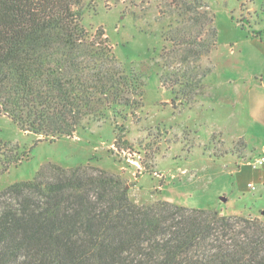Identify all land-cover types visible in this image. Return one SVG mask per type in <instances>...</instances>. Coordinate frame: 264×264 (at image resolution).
<instances>
[{"label":"rangeland","instance_id":"obj_1","mask_svg":"<svg viewBox=\"0 0 264 264\" xmlns=\"http://www.w3.org/2000/svg\"><path fill=\"white\" fill-rule=\"evenodd\" d=\"M76 8L89 37L104 31L142 91L123 118L110 114L71 138L34 136L0 114V191L53 166H82L121 178L138 205L264 222L259 186L234 174L264 156L252 150L264 145V128L250 116L249 92L264 84V0H80Z\"/></svg>","mask_w":264,"mask_h":264},{"label":"trees","instance_id":"obj_2","mask_svg":"<svg viewBox=\"0 0 264 264\" xmlns=\"http://www.w3.org/2000/svg\"><path fill=\"white\" fill-rule=\"evenodd\" d=\"M79 1L0 0V114L21 131L71 138L123 118L142 91L104 31L89 37ZM47 173L0 191V264H264L258 219L138 205L121 178L96 168Z\"/></svg>","mask_w":264,"mask_h":264},{"label":"crops","instance_id":"obj_3","mask_svg":"<svg viewBox=\"0 0 264 264\" xmlns=\"http://www.w3.org/2000/svg\"><path fill=\"white\" fill-rule=\"evenodd\" d=\"M261 57H263L264 59L263 55ZM260 74H264V67L260 71ZM249 92L252 98L251 99L252 107L250 110V116L253 118V121L255 123L261 125L262 128H264V84L260 85V83H254L251 86ZM259 131H261L264 134V129L262 130L261 127ZM252 150L253 152H261L262 154H264V145L258 148L252 147ZM248 168H249L248 166H241L240 170L238 169V171L235 172L234 174L241 176L249 175L252 178V182L254 181L259 186L260 189L258 194L261 197L264 195V166L255 167L253 170H247ZM252 182L250 181L246 183L245 188L247 189V185L251 184L253 185L255 190V185Z\"/></svg>","mask_w":264,"mask_h":264},{"label":"built area","instance_id":"obj_4","mask_svg":"<svg viewBox=\"0 0 264 264\" xmlns=\"http://www.w3.org/2000/svg\"><path fill=\"white\" fill-rule=\"evenodd\" d=\"M263 165H264V156L256 158L249 164L250 167H259ZM248 187L250 190H254L253 185L249 184Z\"/></svg>","mask_w":264,"mask_h":264}]
</instances>
